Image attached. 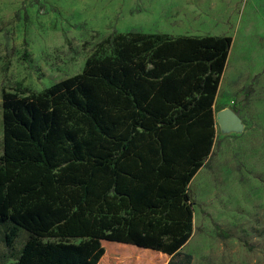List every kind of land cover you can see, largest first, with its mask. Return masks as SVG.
Listing matches in <instances>:
<instances>
[{
  "label": "trees",
  "instance_id": "1",
  "mask_svg": "<svg viewBox=\"0 0 264 264\" xmlns=\"http://www.w3.org/2000/svg\"><path fill=\"white\" fill-rule=\"evenodd\" d=\"M232 45L115 33L82 73L3 93L0 228L9 248L29 236L16 264H191V182L212 156Z\"/></svg>",
  "mask_w": 264,
  "mask_h": 264
},
{
  "label": "rangeland",
  "instance_id": "2",
  "mask_svg": "<svg viewBox=\"0 0 264 264\" xmlns=\"http://www.w3.org/2000/svg\"><path fill=\"white\" fill-rule=\"evenodd\" d=\"M133 30L233 37L214 111L232 109L244 126L217 125L212 156L191 182L193 234L180 252L191 264H264V0H0V156L4 92L74 77L102 41ZM4 233L0 264H16L28 233L13 248Z\"/></svg>",
  "mask_w": 264,
  "mask_h": 264
},
{
  "label": "water",
  "instance_id": "3",
  "mask_svg": "<svg viewBox=\"0 0 264 264\" xmlns=\"http://www.w3.org/2000/svg\"><path fill=\"white\" fill-rule=\"evenodd\" d=\"M219 127L224 132H240L243 130L241 117L232 109H225L217 115Z\"/></svg>",
  "mask_w": 264,
  "mask_h": 264
}]
</instances>
